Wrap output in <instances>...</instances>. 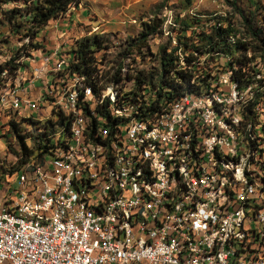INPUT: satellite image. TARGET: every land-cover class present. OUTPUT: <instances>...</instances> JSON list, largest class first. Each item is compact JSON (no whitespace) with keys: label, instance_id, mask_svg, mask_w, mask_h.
<instances>
[{"label":"built area","instance_id":"1","mask_svg":"<svg viewBox=\"0 0 264 264\" xmlns=\"http://www.w3.org/2000/svg\"><path fill=\"white\" fill-rule=\"evenodd\" d=\"M130 58L75 72L53 47L23 79L1 72L2 153L18 160L0 174V264H264L262 113L240 111L251 85L221 72L150 109L144 89L124 97ZM23 118L46 146L24 158L6 126Z\"/></svg>","mask_w":264,"mask_h":264},{"label":"trees","instance_id":"2","mask_svg":"<svg viewBox=\"0 0 264 264\" xmlns=\"http://www.w3.org/2000/svg\"><path fill=\"white\" fill-rule=\"evenodd\" d=\"M185 2L188 5L191 0ZM78 3L79 0H0V23L9 33L26 39V43L13 48V53L0 63V74L5 72V77L13 78L20 58L28 56L29 50L43 48L35 38L47 22L63 16ZM225 4L228 9L223 13H196L179 18L176 28H171L175 33L174 44H171V32H167L164 42L154 52L149 50L148 40L163 34L162 19L152 17L142 21L140 30L125 39L124 47L107 61L120 64L117 59L126 56H131L132 63L136 57L156 61V65L126 73L132 85L123 93L124 97L135 100L138 91L144 89L151 101L150 109H155L183 94L205 91L218 73L228 71L237 89L251 85L252 96L240 111L244 118L259 121L261 111L264 114V6L260 0H225ZM110 46L103 34L92 33L75 39L68 52L72 70L87 72L94 62H102ZM107 73L104 70V75ZM110 79L116 82L120 77L115 72ZM256 106L259 111L255 110ZM261 119L264 151L263 116ZM23 121L33 123L29 118ZM8 125L23 158L45 149L46 146L39 144V133L35 136L36 143L28 147L25 130L19 123L9 120Z\"/></svg>","mask_w":264,"mask_h":264},{"label":"rangeland","instance_id":"3","mask_svg":"<svg viewBox=\"0 0 264 264\" xmlns=\"http://www.w3.org/2000/svg\"><path fill=\"white\" fill-rule=\"evenodd\" d=\"M260 2L264 6V0H260ZM227 9L228 5L225 4V0H191L188 5L185 0H79L78 5L70 7L63 16L49 20L36 36L35 41L40 44L42 41H46L48 47L53 44L51 49L56 46L62 48V52L68 53L75 39L92 33L103 34L111 42V46L105 52V61L107 62L124 47L125 39L140 30L142 21H147L152 17L162 19L161 30L163 34L148 40L149 50L154 52L164 42L167 32H171V44H174L175 33L171 31V28H176L179 18L192 16L196 13H223ZM81 11L84 13L81 14ZM63 18L66 20H62ZM63 21L66 22L65 30H67L63 35L59 31L56 32L58 35H46L48 28L63 30L61 28L64 26L60 24ZM17 36L9 33L6 26L0 23V63L13 53L11 51L13 48L26 43V39H20ZM53 38L59 39L56 43L49 44V40H53ZM34 51H40V49L29 50L32 53ZM147 60V57L144 58V61L136 57L133 65L139 69L156 65V61ZM261 112L264 118L263 111ZM20 126L26 128L29 127V123L21 122ZM21 132L23 131L21 130ZM25 134V143L33 146L37 139L31 131H25ZM5 139V137H0V174L12 172L18 160L14 147L7 145L5 154L2 153L5 149ZM9 140L11 139L9 138ZM257 170L261 173L259 168Z\"/></svg>","mask_w":264,"mask_h":264},{"label":"crops","instance_id":"4","mask_svg":"<svg viewBox=\"0 0 264 264\" xmlns=\"http://www.w3.org/2000/svg\"><path fill=\"white\" fill-rule=\"evenodd\" d=\"M82 13H84V12H82L81 11V14ZM76 17V16H75ZM62 20H66V19H62ZM62 26H64V28H61V29H63V30H56V29H53V28H48L47 30V32H46V35H48V34H52V36H54V35H58V33H56L57 31H59V33L60 34H64V32L65 31H67V30H65V26H66V22L65 21H63L62 23H60ZM54 28H56L55 26H54ZM67 28V27H66ZM44 31V30H43ZM47 39V38H46ZM58 39L59 38H53V40H49V44L50 43H52V42H55L56 43V41H58ZM42 46H43V48L42 49H40V51H34V53H32V52H29V55L28 56H26V57H23V58H20V60H19V65H18V77H21L22 79L24 78V77H27L28 75H29V73H30V70H31V68L34 66V65H36V64H38V63H40V57L44 54V53H46L48 50H51V47L53 46V44L50 46V47H48L47 46V44H46V41L44 42V41H42ZM56 47V46H55ZM39 84H40V81H39V79H38V81L37 80H35L34 82H33V85H32V87H33V92L39 87ZM30 93H32L31 91H30ZM8 124L6 123V126H7ZM5 126V127H6Z\"/></svg>","mask_w":264,"mask_h":264}]
</instances>
